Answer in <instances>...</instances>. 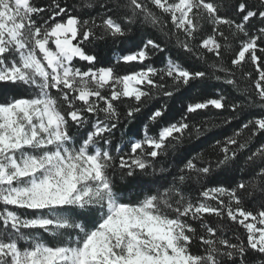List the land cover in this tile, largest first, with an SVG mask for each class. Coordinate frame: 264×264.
I'll use <instances>...</instances> for the list:
<instances>
[{
	"label": "snow or ice",
	"instance_id": "obj_1",
	"mask_svg": "<svg viewBox=\"0 0 264 264\" xmlns=\"http://www.w3.org/2000/svg\"><path fill=\"white\" fill-rule=\"evenodd\" d=\"M81 7L100 11L82 19L62 0L42 6L0 0V264H264V205L256 212L242 206L245 195L264 199V142L250 148L264 136V27L251 24H264V0L258 7L242 0L239 23L220 15L212 0H82ZM201 20L213 27L203 39ZM224 27L233 39L244 37L231 67L224 62L223 52L232 49ZM146 28L174 44L178 55L166 54L162 66H154V57L171 50L163 40L140 36ZM109 47L122 51L104 66ZM205 52L215 59L209 62ZM246 54L258 74L255 92L240 89L236 76ZM136 65L126 74L116 70ZM210 79L245 99L229 102L217 93L186 103L179 118L169 120L170 102L207 87ZM154 101L158 106L142 123L140 137L125 139L121 132L114 145L118 126L133 124ZM250 108L261 115L215 141V159L198 153L182 166L160 163L186 139L217 127L197 123L193 115L231 112L222 122L230 125ZM70 125L84 129L79 143ZM246 129L250 134L241 140ZM236 167L248 178L234 187L205 183ZM117 178L134 183L142 198L127 201ZM93 216L90 227L85 221ZM225 218L241 226L246 238H225ZM41 233L61 243L49 245ZM193 240L202 254L192 252Z\"/></svg>",
	"mask_w": 264,
	"mask_h": 264
},
{
	"label": "trees",
	"instance_id": "obj_2",
	"mask_svg": "<svg viewBox=\"0 0 264 264\" xmlns=\"http://www.w3.org/2000/svg\"><path fill=\"white\" fill-rule=\"evenodd\" d=\"M50 0H33V3L37 6L46 5L49 3ZM90 2H94V0H90ZM212 2L220 5V15L227 16L230 19L236 20L237 23L241 20V14H238L236 11L237 5L242 2V0H212ZM243 2H246L251 7H258L259 0H243ZM62 3H67L68 5L72 6L76 11L73 12L75 15H79L82 19H87L90 16H95L100 9L98 7L93 8L91 10L81 7L82 0H62ZM155 11V9H153ZM157 14L160 15V13L157 11ZM119 15V13H117ZM164 20H168V29L172 28V25L170 23V18L167 15L163 16ZM199 23L202 24V29L200 33H198V36L200 39L206 38L208 35H211L213 33V27L210 25L207 20H201ZM252 25L255 27H264V24H262L259 20H253L251 22ZM255 27L249 28V34H252V32L255 31ZM226 36L229 37V42L232 44L231 51L223 52L224 55V62L226 66L231 67L230 61L231 59L235 58V55L239 51L240 47V41L244 39L242 35H240L238 38L233 39L231 36V32L228 30L227 27H224L222 29ZM133 32L135 33V28L133 29ZM140 36H144L146 38H155L158 41H164L165 44L168 45V48L171 50L170 53H160L154 59L151 61L154 66H162V62L165 59L166 54H171L174 57L178 55V50L175 48L174 44L169 43L165 40V38L159 34L157 31L146 28L142 29L139 33ZM217 39L221 41V43H224L223 39L219 36H217ZM138 42V41H137ZM199 40L197 41V43ZM264 46V45H262ZM128 47H131V42L129 43ZM104 56L106 58L104 66H108L110 63L109 58L113 53L121 52L122 47H116V48H104ZM203 51V50H202ZM204 55L207 57L208 61L211 62L215 58L210 53H204ZM257 55H262L261 53H257ZM180 59L183 61L184 57L181 56ZM262 59H264V55H262ZM192 64L196 67L203 68L202 65L199 64L198 61L193 60ZM81 66V65H78ZM264 66V65H262ZM138 65L132 66V67H126V66H118L117 71L120 74H126L129 71L138 70ZM252 73L251 77L245 79L244 73ZM219 74V73H218ZM236 76L239 78V87L240 89L249 88L252 90V92H255L254 87V81L257 79L258 74L255 71L254 65L248 60L247 54H246V61L242 64V70H236ZM217 93L223 94L228 98L229 102L243 100L245 97L243 94L238 91L237 89H234L232 86L218 82L214 79H210L207 82V87L201 88L199 90H193L191 92H186L184 97L175 103L170 102L171 105V116L169 117V120L171 119H178L179 115L183 111V106L188 102H194L196 100H203L208 98H216ZM255 99V97H253ZM154 106H158V102L154 101L152 105H149L147 109L143 112V114L139 117L137 121H135L133 124L128 125L127 128L124 127V124H121L118 126V129L114 132L113 135V144H118L121 142V132L125 133V139L128 138V136L136 135L137 138L141 135V127L142 123L146 120L148 113L151 111V109ZM120 111L123 113L125 111L124 107H120ZM233 115L231 112H224L214 109H209L204 112H201L198 115H193L190 117V119L194 120L197 123H201L204 121L209 122L210 125H216L211 132L207 133L205 136L201 137L200 139L192 138V139H186L184 143L179 146L175 153H170L167 158H163L160 163H163L165 167L169 166H182L183 163L193 156H196L198 153H203L205 158H216V153L218 152V149L214 147L215 141L220 140L223 141L225 137L231 136L235 131L239 130L242 123H245L248 119H252L255 117H258L261 115V112L258 108H250L245 109L244 112H238L237 119L233 120L230 125L223 124V120L225 117ZM155 131V129H153ZM251 129L244 130L243 134L241 135L240 139L243 140L250 134ZM69 133L73 135L77 143H79V137L84 135V129H78L74 126L69 127ZM261 142H264V136L257 137L251 144L250 148L255 149V147L259 146ZM249 153L245 152L243 156L240 157V164H243L244 157L247 156ZM245 175L241 173L239 170V167L233 168L231 171H228L226 173H222L218 176H216L212 180H208L205 183L207 186H213L214 184L223 183L225 186H235V183L238 182L241 179H247ZM153 179V178H148ZM117 185L118 190L121 191L123 195L127 197V201L135 202L137 199L142 198V194L139 188H137L134 183L131 182H121L117 178ZM199 188V185L196 184L193 188L191 195L193 197L198 195L197 189ZM264 205V199H261L259 194H254V198H248L246 195L243 198V204L242 206L245 208V210L256 212L261 209V206ZM23 211V215H30V211L25 212ZM34 214V213H33ZM95 218V216H93ZM93 218H89L86 220V224L89 226L92 224L94 225V221L92 222ZM209 223H212L213 226H215V217H210ZM225 238L233 237V242H235L234 233L240 235L241 238H246L244 229L241 226H238L225 218ZM193 227L197 228L198 234L202 232V230L199 228L198 223H193ZM50 242H52V239H50ZM193 253L202 254V248L197 240H193L192 248Z\"/></svg>",
	"mask_w": 264,
	"mask_h": 264
},
{
	"label": "rangeland",
	"instance_id": "obj_3",
	"mask_svg": "<svg viewBox=\"0 0 264 264\" xmlns=\"http://www.w3.org/2000/svg\"><path fill=\"white\" fill-rule=\"evenodd\" d=\"M13 210H16V209H13ZM18 211H19V214L23 216V211H20V210H18ZM27 215H28V213H27ZM30 215H33V213H30ZM91 218H93V219H91L92 222L95 221V218H94V217H91ZM89 226L91 227L92 224H90ZM93 226H94V225H93ZM41 235H42V238H43V239H44L49 245L55 246L56 244L61 243V241H57V240L52 239V238L49 237L46 233H41ZM50 239H52V242H54V244H52V243L50 242ZM21 246L23 247L24 245L22 244Z\"/></svg>",
	"mask_w": 264,
	"mask_h": 264
}]
</instances>
